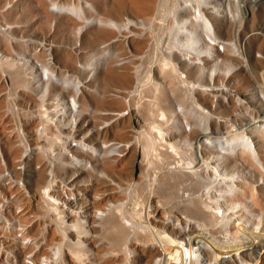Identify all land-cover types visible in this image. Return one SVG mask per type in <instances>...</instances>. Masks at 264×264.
<instances>
[{
    "label": "rangeland",
    "instance_id": "rangeland-1",
    "mask_svg": "<svg viewBox=\"0 0 264 264\" xmlns=\"http://www.w3.org/2000/svg\"><path fill=\"white\" fill-rule=\"evenodd\" d=\"M44 1L46 8L40 0H0V242L16 245L12 228L22 223L38 238L34 248L55 257L54 264H168L152 258L159 248L152 231L172 236L174 217L193 211L187 197L170 194L176 183L171 169L180 159L199 161L189 151L197 143L186 124L240 138L244 162L228 167L231 175L263 181L247 141L264 165V0H239L250 9L247 17L237 15L234 0H152L150 16L115 10L101 18L102 26L90 24L94 9L117 8L119 0ZM193 7L208 14L210 29L184 13ZM69 18L80 19L79 31L63 23ZM186 28L193 38L179 33ZM210 30L219 46L209 42ZM96 32L116 38L84 45ZM166 57L182 77L164 66ZM197 58L202 65L194 64ZM122 74L138 85L115 87ZM83 94L90 105L81 114ZM113 135L118 139L110 140ZM78 143L87 148L76 151ZM4 169L11 181L2 177ZM220 187L217 180L198 196ZM243 215L252 227L264 221L253 208ZM227 219L214 221V241L205 238L212 248L240 247L228 242L236 218ZM12 248L19 261L22 248ZM252 258L247 264H264L260 251Z\"/></svg>",
    "mask_w": 264,
    "mask_h": 264
},
{
    "label": "bare ground",
    "instance_id": "bare-ground-1",
    "mask_svg": "<svg viewBox=\"0 0 264 264\" xmlns=\"http://www.w3.org/2000/svg\"><path fill=\"white\" fill-rule=\"evenodd\" d=\"M40 1L46 8V1ZM234 1H236L235 3H237L240 7V11L237 13L238 16H250V9L247 7L246 1H243L242 5L240 4L239 0ZM258 2L260 1L251 0L252 4ZM115 10H118L121 13L130 11L137 15L148 17L153 12V1L119 0L117 8L112 6L107 8L105 7L103 10H101L99 7H97L94 9V13L97 14V17L92 18L90 24L102 26L104 23L102 22L101 18L103 16L113 15ZM185 12H191V20L194 25L202 23L210 29L211 26L209 24L210 19L208 14L200 10L199 7H193V9L190 8L189 10L188 8H185L184 13ZM256 15L257 14L255 13L251 14L253 17ZM78 21H80V19L75 21L69 18L66 21H63V23L76 27L78 25ZM77 27L78 28L76 30L79 31L81 27ZM179 33L187 38H193L195 35L193 29L190 28L183 29L182 31L179 30ZM211 33L212 32L210 30V34ZM114 38L116 37H113L109 34L96 32L95 34L89 35V37H85L83 39V43L84 45H87V47H91L97 45L100 41L112 42ZM209 42L212 45L219 46V41L213 34H211ZM141 43L142 42H138V46H140ZM190 48L191 47H189V49ZM184 59L186 60L187 58ZM163 64L167 68L175 69L182 77L180 69L177 68L170 57L164 58ZM194 64L202 65V62L199 58H197L194 61ZM51 70L52 75L50 78H53L55 71L54 68ZM215 74L216 72L212 70L211 76ZM50 78H48V80ZM116 79L118 84L117 86L114 85L115 87H118V85L130 86L132 83H136L138 85L137 80L132 79V77H130L128 74L117 75ZM136 93L140 94L141 91H136ZM77 96L78 93H73V95L70 97L74 98V104ZM79 103L80 106L78 107V112L82 114L85 109L89 107L90 99L88 96L83 94ZM178 111L182 112L183 108L179 107ZM112 114H115V116H118V114L120 115L119 112H114ZM134 115L133 122L137 127L140 128L142 125L140 116L137 113ZM185 131L189 132L187 136H193L194 141L197 143L196 146L192 145L189 151L193 157L198 155L199 161L186 163L184 160L180 159L179 165H177L174 169H171L170 173L175 179L176 183L174 182L175 187L173 188V192H170V194L179 197H187V204L190 208H193V211L190 214H179V217L182 219H180L178 216L174 217L176 221L171 228V231H174L172 236L167 235L166 233H164L165 235L163 236L156 230V227H152V237L154 238V241L157 243V245H159V248L153 246L154 250L152 251V258H158L155 260V263L206 264V262H208L207 264H247L246 261H251L253 259L252 256L259 251L261 252L262 259H264V235H262L259 231L261 228L264 229V221L259 222V225H253L254 227H252V225L249 224V218L243 215L245 209L248 208L262 211L264 215V165L261 163V161L257 160V155L251 143L247 141L252 150V156L258 165L259 177L263 179L261 183L260 181L258 182L255 180L256 175L254 174L248 180H245L237 179V175L234 176L232 174V176L230 173L231 171L228 167H236L244 162L242 158H240L242 154L239 153L240 151H237V148L239 147L237 142H239L240 138L229 140L224 138V135L214 134L208 128L197 132L194 130L191 124H186ZM75 135L78 138H83V131L77 130ZM148 138L149 136L147 139ZM109 139L115 141L118 139V137L113 135V137L110 136ZM79 147L87 148V146L83 143H78V145L72 146V148L76 151L80 149ZM171 150L174 155L180 156V158H182L180 152L175 149L174 146H171ZM148 152V149H145V153ZM209 154L216 156L210 158ZM137 165L140 168L139 164ZM158 173V175H161L162 171ZM209 173H213V176L217 175V177L210 178ZM235 177L236 180L232 182L233 184L231 185L232 187L230 191H226V189H228L229 183H231V180L235 179ZM154 180L156 181L157 178ZM178 180H181V182H178ZM217 180L222 182V187H220L221 189L218 191L215 190L216 192L210 190L206 197L198 196L203 187L209 186ZM153 185L155 186V184ZM211 189L214 190L213 188ZM228 216H230V219L236 218L234 220V228H228L227 230L229 235L232 237L228 238V242L231 247L236 246V244L240 245V247L225 251L222 249L212 248V245L206 243L207 241L205 238L209 237L214 241L215 237L210 231L215 230L214 221L221 222L225 220L226 222H229L230 220L227 221ZM241 220H243V222H241ZM156 223L158 225L161 224L166 226V223L164 222L156 221ZM260 225H262V227L259 228ZM74 228L79 229V224H75Z\"/></svg>",
    "mask_w": 264,
    "mask_h": 264
},
{
    "label": "built area",
    "instance_id": "built-area-1",
    "mask_svg": "<svg viewBox=\"0 0 264 264\" xmlns=\"http://www.w3.org/2000/svg\"><path fill=\"white\" fill-rule=\"evenodd\" d=\"M2 158V164L4 159ZM23 163V161H22ZM20 162L19 170L23 169V164ZM22 166V167H21ZM5 167V164H4ZM2 177L9 179V172L4 169ZM11 181V179H9ZM72 195V194H71ZM68 201L74 200L72 196H66ZM13 239L12 242H16V245L23 250V257L18 261L15 257L16 245L11 242H0V264H54L55 257H48L39 254L38 247L34 248V245L38 241V238H34L30 233L26 225L19 223L12 228Z\"/></svg>",
    "mask_w": 264,
    "mask_h": 264
}]
</instances>
